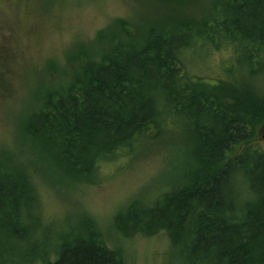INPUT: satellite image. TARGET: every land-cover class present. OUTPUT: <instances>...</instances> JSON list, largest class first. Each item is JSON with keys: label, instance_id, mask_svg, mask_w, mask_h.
Returning <instances> with one entry per match:
<instances>
[{"label": "trees", "instance_id": "1", "mask_svg": "<svg viewBox=\"0 0 264 264\" xmlns=\"http://www.w3.org/2000/svg\"><path fill=\"white\" fill-rule=\"evenodd\" d=\"M218 6L216 16L200 21L150 25L134 44L130 18H116L97 32L92 52L67 57L75 68L64 88L48 94L23 130L51 156L60 179L98 184L101 165L122 149L134 150L173 118L184 121L190 145L182 183L151 204L132 201L115 215V230L165 231L182 264H264V89L243 77H254L264 62V0ZM197 40L215 49L223 41L244 44L242 77L191 78L182 54ZM16 166L0 167V264H124L88 215L53 235L36 188ZM32 205L34 224L26 221Z\"/></svg>", "mask_w": 264, "mask_h": 264}, {"label": "rangeland", "instance_id": "2", "mask_svg": "<svg viewBox=\"0 0 264 264\" xmlns=\"http://www.w3.org/2000/svg\"><path fill=\"white\" fill-rule=\"evenodd\" d=\"M218 4L219 0H0V167L17 165L29 177L40 215L53 223V235H64L85 214L96 221L107 245L121 252L124 264H182L165 231L123 236L115 230L114 217L132 201L151 204L182 183L184 153L190 145L184 121L173 118L155 137L148 134L134 142V150L122 149L120 156L101 165L105 179L98 184L60 179L50 166L51 156L40 153L24 133L23 121L41 108L52 90L64 88L62 81L75 68V61L67 57L92 52L97 32L116 18H130L134 44L150 25L214 17ZM115 32L121 42V30ZM223 42L215 49L197 40L182 54L185 72L206 82L242 77L248 65L244 44ZM255 67L254 77H243L263 90L264 62ZM28 220L35 223L33 205Z\"/></svg>", "mask_w": 264, "mask_h": 264}, {"label": "water", "instance_id": "3", "mask_svg": "<svg viewBox=\"0 0 264 264\" xmlns=\"http://www.w3.org/2000/svg\"><path fill=\"white\" fill-rule=\"evenodd\" d=\"M260 137H261V139H262V141L264 143V124L260 128Z\"/></svg>", "mask_w": 264, "mask_h": 264}]
</instances>
